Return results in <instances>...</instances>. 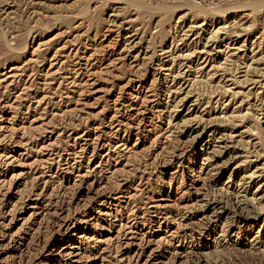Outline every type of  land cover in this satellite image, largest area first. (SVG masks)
I'll use <instances>...</instances> for the list:
<instances>
[{"label": "rangeland", "instance_id": "rangeland-1", "mask_svg": "<svg viewBox=\"0 0 264 264\" xmlns=\"http://www.w3.org/2000/svg\"><path fill=\"white\" fill-rule=\"evenodd\" d=\"M0 264H264V0H0Z\"/></svg>", "mask_w": 264, "mask_h": 264}]
</instances>
